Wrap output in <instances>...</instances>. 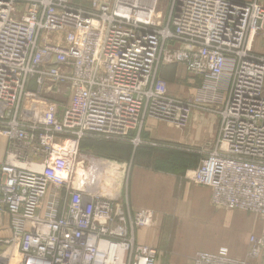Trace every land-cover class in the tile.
I'll use <instances>...</instances> for the list:
<instances>
[{
  "label": "built area",
  "instance_id": "2783aa9c",
  "mask_svg": "<svg viewBox=\"0 0 264 264\" xmlns=\"http://www.w3.org/2000/svg\"><path fill=\"white\" fill-rule=\"evenodd\" d=\"M254 38L264 49L261 0H0V264H157L158 249L137 241L150 212L119 205L109 163L81 144L125 138L148 118L184 128L198 107L217 109L220 125L189 179L215 207L264 223ZM170 65L200 83L198 95L170 94L159 74ZM263 247L264 232L243 259L221 248L192 264H253Z\"/></svg>",
  "mask_w": 264,
  "mask_h": 264
},
{
  "label": "crops",
  "instance_id": "0c3cea01",
  "mask_svg": "<svg viewBox=\"0 0 264 264\" xmlns=\"http://www.w3.org/2000/svg\"><path fill=\"white\" fill-rule=\"evenodd\" d=\"M261 2L264 4V0ZM262 47V40L254 38L253 50L264 52ZM177 73L180 78L186 74L183 67H168L162 69L161 77L171 82ZM199 84L190 88L189 97L199 94ZM218 86L226 97L228 79H222ZM217 120L214 114L192 111L183 129L148 119L144 133L156 142L196 147L214 137ZM6 145V139H0V160ZM154 167L133 163L123 187L118 186L112 197L121 206L128 203L132 210L150 212L151 222L137 232V241L158 249L157 264H192L198 252L215 253L224 247L233 258L246 257L249 236L261 230L258 216L236 209L215 208L210 188ZM5 221L6 217H0V229ZM1 233L9 234L8 230Z\"/></svg>",
  "mask_w": 264,
  "mask_h": 264
},
{
  "label": "rangeland",
  "instance_id": "374dc122",
  "mask_svg": "<svg viewBox=\"0 0 264 264\" xmlns=\"http://www.w3.org/2000/svg\"><path fill=\"white\" fill-rule=\"evenodd\" d=\"M246 1H250V0H246ZM160 10L164 12V8H160ZM168 67H174L175 69H178V67L181 66L178 65L163 66L160 68V70L162 71L163 68H168ZM161 71H159L160 76H161ZM185 72H186L185 75L183 76L180 75L181 78L177 73L176 79L175 78L172 79L171 82L166 81L167 86L171 91L170 94L184 101L189 100L191 98L188 95L190 92L189 91L190 88L198 87L197 85L199 84V82L193 79L187 73V71ZM218 104H222V99ZM193 111H197V112L199 111L202 114H214L218 118L214 137L206 141L204 144L202 145L200 144L199 146L196 147L195 146L192 147L190 145H181V146L171 145V144H165V143H160L158 141L156 142L150 140L149 136H147V134L144 133L145 124L142 129L131 132L127 137L122 139L120 138L114 140H105L100 138L88 139L83 143V148L85 149L86 152H90L96 158L109 163V167L107 168V176L109 179L108 182L110 181V185H111V190H110L111 196L112 194L115 195L118 186L122 185L123 187V183L124 181H126L127 175H129L131 165L133 163L151 165L152 167L155 166L154 168L165 169L169 174H173L176 176L181 175L182 177L185 176V178L189 179V176L194 171V169H196L199 166L200 162L205 158L208 151L207 146H209L210 143H214V141L216 140L220 125V117L217 113V109L215 110V109L198 107L195 108ZM148 119H152V118H148ZM0 139L5 141L4 136H2L1 134H0ZM119 176L120 178L118 179ZM218 209H226V208H218ZM260 223H261L260 233L251 234V235L258 237L263 236L264 223L262 220ZM248 246H249V238H248ZM255 263L264 264V247L262 248L259 258H257V260L253 264Z\"/></svg>",
  "mask_w": 264,
  "mask_h": 264
},
{
  "label": "bare ground",
  "instance_id": "6f19581e",
  "mask_svg": "<svg viewBox=\"0 0 264 264\" xmlns=\"http://www.w3.org/2000/svg\"><path fill=\"white\" fill-rule=\"evenodd\" d=\"M66 147L69 148V149H71V148L73 147V143H72V142L67 143V144H66Z\"/></svg>",
  "mask_w": 264,
  "mask_h": 264
},
{
  "label": "trees",
  "instance_id": "16d2710c",
  "mask_svg": "<svg viewBox=\"0 0 264 264\" xmlns=\"http://www.w3.org/2000/svg\"><path fill=\"white\" fill-rule=\"evenodd\" d=\"M88 140V139H87ZM86 141V140H85ZM85 141H83L82 142V144H81V148L83 149V150H85L84 148H83V143L85 142ZM160 169V168H159ZM160 170H164V171H166L165 169H160Z\"/></svg>",
  "mask_w": 264,
  "mask_h": 264
}]
</instances>
